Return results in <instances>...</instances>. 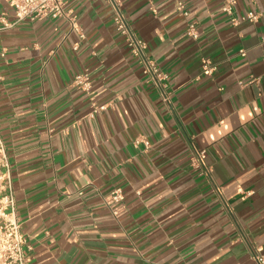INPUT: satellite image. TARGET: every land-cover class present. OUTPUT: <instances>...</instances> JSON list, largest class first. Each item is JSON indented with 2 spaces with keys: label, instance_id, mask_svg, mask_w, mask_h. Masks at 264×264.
Instances as JSON below:
<instances>
[{
  "label": "crops",
  "instance_id": "0c3cea01",
  "mask_svg": "<svg viewBox=\"0 0 264 264\" xmlns=\"http://www.w3.org/2000/svg\"><path fill=\"white\" fill-rule=\"evenodd\" d=\"M119 2L166 86L144 74L110 0H66L56 19L0 21V134L28 264H257L264 0H235L232 14L226 0ZM251 11L256 19H242ZM85 72L87 88L74 82ZM196 149L206 150L208 175L194 165Z\"/></svg>",
  "mask_w": 264,
  "mask_h": 264
},
{
  "label": "built area",
  "instance_id": "2783aa9c",
  "mask_svg": "<svg viewBox=\"0 0 264 264\" xmlns=\"http://www.w3.org/2000/svg\"><path fill=\"white\" fill-rule=\"evenodd\" d=\"M115 9L114 22L117 30L122 33L132 53L143 59L144 51L147 43L138 38L131 30L126 15L123 13L119 0H110ZM235 0H226L223 10L228 14L233 12V4ZM9 8L13 10V19H8L5 12L0 11V21L4 26H13L24 20H42L46 18L56 19L65 16L66 0H5ZM1 6V1H0ZM254 20L257 13L251 11L242 19ZM232 21L237 23L238 18L232 17ZM74 28H77L75 23ZM188 34L197 37L195 24H190ZM242 55L246 52L240 50ZM143 72L144 74L156 82L161 87L166 86L165 80L168 79L166 72L162 71L159 66L152 60L144 58ZM213 67L210 66L208 60L204 61V74H211ZM75 84L87 88L90 84L89 73H78L74 79ZM164 99L170 100L169 94L163 91ZM107 104L95 106L93 112L106 109ZM206 150L196 149L193 155L194 165L199 168L202 173L208 175L211 168L206 163ZM122 194L119 190L115 192V198L119 199ZM30 249L27 238L22 232L21 222L17 217L16 196L14 193V183L12 178V166L7 152L6 144L0 134V264H28L27 251ZM253 257L257 264H264L263 248H257L253 252Z\"/></svg>",
  "mask_w": 264,
  "mask_h": 264
}]
</instances>
